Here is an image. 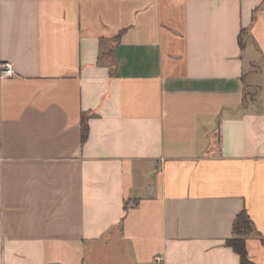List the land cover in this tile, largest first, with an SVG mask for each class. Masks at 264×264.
I'll list each match as a JSON object with an SVG mask.
<instances>
[{
    "label": "crops",
    "instance_id": "crops-1",
    "mask_svg": "<svg viewBox=\"0 0 264 264\" xmlns=\"http://www.w3.org/2000/svg\"><path fill=\"white\" fill-rule=\"evenodd\" d=\"M4 62L0 264H264V0H0Z\"/></svg>",
    "mask_w": 264,
    "mask_h": 264
},
{
    "label": "trees",
    "instance_id": "trees-1",
    "mask_svg": "<svg viewBox=\"0 0 264 264\" xmlns=\"http://www.w3.org/2000/svg\"><path fill=\"white\" fill-rule=\"evenodd\" d=\"M88 136V125L86 118L82 119V140L84 141ZM125 209L128 207V203L124 205ZM251 231L253 226L251 219L246 210L240 211L234 218L232 224V235L226 239L225 244L231 247L235 253L239 256V264H255L249 257L245 237Z\"/></svg>",
    "mask_w": 264,
    "mask_h": 264
},
{
    "label": "rangeland",
    "instance_id": "rangeland-1",
    "mask_svg": "<svg viewBox=\"0 0 264 264\" xmlns=\"http://www.w3.org/2000/svg\"><path fill=\"white\" fill-rule=\"evenodd\" d=\"M101 250V251H100ZM100 250H98L97 254H104L105 258H101V257H97L95 261L97 264H115L116 263V259H115V255H116V247L114 246H102L100 248ZM125 247H122V250L120 252H122L123 254H125ZM115 252V253H114Z\"/></svg>",
    "mask_w": 264,
    "mask_h": 264
},
{
    "label": "built area",
    "instance_id": "built-area-1",
    "mask_svg": "<svg viewBox=\"0 0 264 264\" xmlns=\"http://www.w3.org/2000/svg\"><path fill=\"white\" fill-rule=\"evenodd\" d=\"M14 73V70L10 63L4 62L0 63V78L11 76Z\"/></svg>",
    "mask_w": 264,
    "mask_h": 264
}]
</instances>
